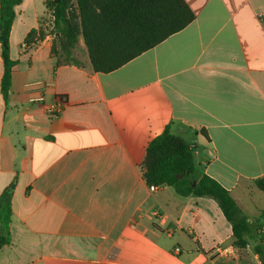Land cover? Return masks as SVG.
Wrapping results in <instances>:
<instances>
[{
  "label": "crops",
  "instance_id": "crops-1",
  "mask_svg": "<svg viewBox=\"0 0 264 264\" xmlns=\"http://www.w3.org/2000/svg\"><path fill=\"white\" fill-rule=\"evenodd\" d=\"M185 1L190 25L107 74L83 37L66 62L46 0L16 7L7 101L0 44V197L14 185L0 264H241L214 200L143 176L169 128L245 215L259 197L264 212V0Z\"/></svg>",
  "mask_w": 264,
  "mask_h": 264
},
{
  "label": "trees",
  "instance_id": "trees-1",
  "mask_svg": "<svg viewBox=\"0 0 264 264\" xmlns=\"http://www.w3.org/2000/svg\"><path fill=\"white\" fill-rule=\"evenodd\" d=\"M20 3L21 0H0L4 64L1 87L5 101L16 66L10 56V35ZM46 5L53 15V32L66 62L80 65L72 58V52L83 37L94 72L104 74L120 69L196 19L185 0H53ZM36 36L37 32L32 31L26 42H33ZM142 170L148 186H168L182 197L214 200L232 227L235 247L245 249L252 236L259 237L254 251L264 264L260 225L264 212L260 219L245 215L230 192L196 165L192 148L185 140L166 128L148 145ZM255 185L264 193V177L257 179ZM13 189L14 185L10 186L0 197V247L11 243Z\"/></svg>",
  "mask_w": 264,
  "mask_h": 264
},
{
  "label": "rangeland",
  "instance_id": "rangeland-1",
  "mask_svg": "<svg viewBox=\"0 0 264 264\" xmlns=\"http://www.w3.org/2000/svg\"><path fill=\"white\" fill-rule=\"evenodd\" d=\"M256 192H259L262 196H264V193L262 191H259V189H256ZM263 200L259 197V201H257L255 207L253 208V213L251 214L255 219H260V215L257 214V211H260V206L262 205ZM260 242L259 237L252 236L251 240L249 241V246L245 249L238 248L239 252V258L237 257L238 261L241 262V264H259L261 261L258 255L254 251L255 245H257ZM244 257V258H243ZM243 258V259H242Z\"/></svg>",
  "mask_w": 264,
  "mask_h": 264
},
{
  "label": "built area",
  "instance_id": "built-area-1",
  "mask_svg": "<svg viewBox=\"0 0 264 264\" xmlns=\"http://www.w3.org/2000/svg\"><path fill=\"white\" fill-rule=\"evenodd\" d=\"M52 1L53 0H46V2H52ZM261 19L264 20V13L261 15ZM159 188H160L159 186H149L151 192H156ZM261 233H262V244L264 246V220L262 221ZM224 251L225 250H223L222 252ZM259 264H261V262Z\"/></svg>",
  "mask_w": 264,
  "mask_h": 264
},
{
  "label": "water",
  "instance_id": "water-1",
  "mask_svg": "<svg viewBox=\"0 0 264 264\" xmlns=\"http://www.w3.org/2000/svg\"><path fill=\"white\" fill-rule=\"evenodd\" d=\"M181 177V176H180ZM194 185H195V183H194Z\"/></svg>",
  "mask_w": 264,
  "mask_h": 264
}]
</instances>
